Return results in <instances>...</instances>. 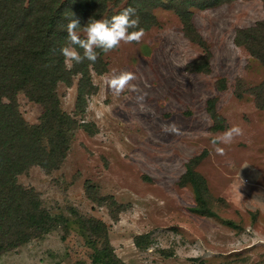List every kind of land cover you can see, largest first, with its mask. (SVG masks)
Instances as JSON below:
<instances>
[{
    "label": "rangeland",
    "instance_id": "374dc122",
    "mask_svg": "<svg viewBox=\"0 0 264 264\" xmlns=\"http://www.w3.org/2000/svg\"><path fill=\"white\" fill-rule=\"evenodd\" d=\"M150 4L153 22L140 42L97 56L82 102L78 76L57 83L59 107L77 124L65 156L56 168L16 175L56 219L1 253L0 264H98L92 246L103 250L104 239L115 257L104 256L107 264H264V106L252 96L264 65L233 41L237 29L264 19V4L190 8L182 20ZM113 70L134 72L139 91L115 95L106 84ZM14 98L21 117L36 123L41 105L22 92ZM233 125L243 135L211 143ZM187 167L211 215L190 210ZM88 218L103 232L86 228Z\"/></svg>",
    "mask_w": 264,
    "mask_h": 264
},
{
    "label": "trees",
    "instance_id": "16d2710c",
    "mask_svg": "<svg viewBox=\"0 0 264 264\" xmlns=\"http://www.w3.org/2000/svg\"><path fill=\"white\" fill-rule=\"evenodd\" d=\"M152 1L175 11L182 20L190 8H210L232 0ZM120 2L123 4L114 9ZM151 5L150 0H0V254L46 231L56 219L41 207L32 189L16 182V175L31 165L44 170L56 168L65 156L77 124L59 107L57 83L69 86L72 77L78 76L77 103L82 102L91 87L89 68L96 72L99 59L73 62L70 69L65 66L62 47H76L83 56V49L70 44L67 23L78 18L84 26L91 18L110 19L132 6L139 27L145 28L153 22ZM233 41L264 65V19L237 29ZM96 52L100 55L103 51L97 48ZM17 92L41 105L36 123H27L21 117L14 98ZM252 96L256 106H264V79L254 87ZM186 172L195 200L190 210L211 215L197 175L189 167ZM84 222L93 232L104 230L99 220L88 218ZM92 247L95 263L107 264L103 262L104 256L107 260L115 258L105 239L103 250Z\"/></svg>",
    "mask_w": 264,
    "mask_h": 264
},
{
    "label": "clouds",
    "instance_id": "9594fccd",
    "mask_svg": "<svg viewBox=\"0 0 264 264\" xmlns=\"http://www.w3.org/2000/svg\"><path fill=\"white\" fill-rule=\"evenodd\" d=\"M80 31L85 34L84 38H81ZM66 32L70 44L83 49L82 56L76 47L65 46L61 48V53L65 57L66 66L69 69L73 66V62L79 64L84 59L95 62L98 56L96 52L97 48L104 53H108L118 48L121 42L125 44L132 42L138 43L145 35L144 29L139 27V18L136 15V9L132 6L124 8L110 19L91 18L84 26H81L78 18H72L67 23ZM136 79L137 77L132 71L121 70L117 72L113 70L111 75L106 79V84L115 95L119 96L126 89L133 92L139 91L137 86L132 83ZM138 99L143 100L144 96L141 95ZM173 131H178V129L173 126ZM241 135H243V129L238 125H233L223 133L212 137L211 143L214 146H227L232 144L235 138ZM215 151L223 155L225 149L217 146ZM242 183L243 181L241 180Z\"/></svg>",
    "mask_w": 264,
    "mask_h": 264
}]
</instances>
